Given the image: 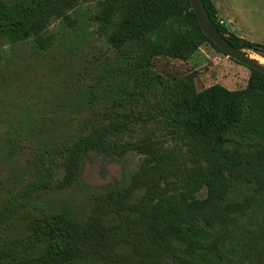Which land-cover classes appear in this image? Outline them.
Listing matches in <instances>:
<instances>
[{
	"label": "trees",
	"instance_id": "1",
	"mask_svg": "<svg viewBox=\"0 0 264 264\" xmlns=\"http://www.w3.org/2000/svg\"><path fill=\"white\" fill-rule=\"evenodd\" d=\"M80 2L0 0V38L33 37L46 47L52 20L73 25L70 11ZM96 3L91 20L115 59L92 71L87 112L70 138L42 147L31 178L2 199L0 228L15 215V202H31L32 191L74 183L92 151H137L144 163L130 186L109 191L86 221L35 203L41 215L24 246L0 240V264H75L95 256L108 264H166L181 251L183 264H264V73L250 68L244 88L198 90V71L170 78L155 68L158 57L188 60L205 42L223 52L188 0ZM202 3L233 45L264 47L229 36L214 2ZM135 191L143 193L134 201ZM109 214L116 223L108 224Z\"/></svg>",
	"mask_w": 264,
	"mask_h": 264
},
{
	"label": "rangeland",
	"instance_id": "2",
	"mask_svg": "<svg viewBox=\"0 0 264 264\" xmlns=\"http://www.w3.org/2000/svg\"><path fill=\"white\" fill-rule=\"evenodd\" d=\"M212 1L229 36L264 44V0ZM96 9V0H81L70 11L73 25L63 19L52 20L44 32L46 37L51 36L46 47L33 37L18 41L0 38V204L31 178L32 160L42 147L70 138L81 112H87L92 71L115 59V50L97 34V24L91 20ZM244 50L264 59V47ZM155 68L170 78L198 71V90L216 83L230 89L244 88L251 75L248 66L218 51L210 42H205L188 60L158 57ZM144 159L145 155L137 151L90 152L82 160L74 183L32 191L27 206L15 202V215L1 226L0 240L14 248L24 246L34 218L41 215L35 203L47 210L65 212L78 221L88 220L109 191L130 186ZM142 193L135 191L131 199H139ZM106 221L116 223L117 217L109 214ZM249 223L254 229L255 221ZM180 254L185 256L184 251ZM182 258L170 256L166 264H183ZM251 262L247 258L243 264ZM75 264L108 262L95 256Z\"/></svg>",
	"mask_w": 264,
	"mask_h": 264
},
{
	"label": "water",
	"instance_id": "3",
	"mask_svg": "<svg viewBox=\"0 0 264 264\" xmlns=\"http://www.w3.org/2000/svg\"><path fill=\"white\" fill-rule=\"evenodd\" d=\"M191 8L197 15L199 25L204 34L209 37L223 52L233 60L240 62L249 68L259 70L264 73V64L259 62L258 59L248 54L244 49H240L233 45L213 24L202 0H188Z\"/></svg>",
	"mask_w": 264,
	"mask_h": 264
},
{
	"label": "bare ground",
	"instance_id": "4",
	"mask_svg": "<svg viewBox=\"0 0 264 264\" xmlns=\"http://www.w3.org/2000/svg\"><path fill=\"white\" fill-rule=\"evenodd\" d=\"M253 57H255L256 59L259 60V62H261L262 64H264V59L256 54H252Z\"/></svg>",
	"mask_w": 264,
	"mask_h": 264
}]
</instances>
